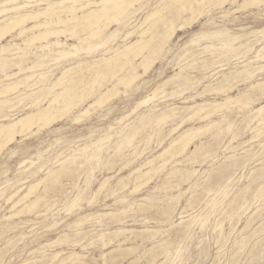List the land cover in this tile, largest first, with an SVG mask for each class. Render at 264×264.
I'll return each instance as SVG.
<instances>
[{"label":"rangeland","instance_id":"374dc122","mask_svg":"<svg viewBox=\"0 0 264 264\" xmlns=\"http://www.w3.org/2000/svg\"><path fill=\"white\" fill-rule=\"evenodd\" d=\"M60 1L0 0V25ZM171 1L114 3L96 26L25 43L41 28L20 34L23 28L57 17L40 15L0 41V89L19 83L18 91L11 88L0 97V124L48 106L50 97L65 88H75L79 96L72 109L53 110L49 125H34L0 150V264H264V124L254 130L253 113L264 105V0H205L199 7L182 0L171 6L174 11L166 8L149 18ZM87 12H77L78 22ZM115 13L120 16L113 22L105 16ZM160 18L182 28L159 50L168 32ZM78 22L53 29H71ZM91 28L101 31L90 36ZM145 29L151 33L142 37ZM138 40L151 44L139 57L124 60L117 51ZM55 41L65 54L73 53V46L78 52L64 58L52 45L38 48ZM223 45L234 51L224 53ZM152 47L157 51L148 57L149 71L123 90L118 87L123 76L138 71ZM112 56L115 60L106 65L103 59ZM248 68L252 74L244 72ZM233 72L239 74L227 82L225 75ZM228 87L230 92H219ZM102 95L114 96L101 106ZM240 95L241 101L227 103L208 118L198 113L199 104L213 106ZM194 131L185 150V140L170 147L181 134ZM31 185L32 192L15 205ZM31 201L34 207L21 211Z\"/></svg>","mask_w":264,"mask_h":264},{"label":"bare ground","instance_id":"6f19581e","mask_svg":"<svg viewBox=\"0 0 264 264\" xmlns=\"http://www.w3.org/2000/svg\"><path fill=\"white\" fill-rule=\"evenodd\" d=\"M123 1H127V0H101L100 2H97V1H94V0H62V1H60V2H57V3H55V6L54 7H52V8H49L48 10H45L44 12H42V13H31V12H25V13H21V14H18V16H16V17H13L12 19H10V20H8V21H5V23L4 24H1L0 25V41H2L6 36H7V34L9 33V35H10V30H12L13 28H15L16 26L17 27H19V25H21V24H24L25 22H27V21H29V20H36V18L38 17V16H40V15H47V16H52V17H54V16H57L56 17V19H52L51 21H48V22H45L44 24H33L32 26H30V27H25V28H23L21 31H20V34H24V33H26V32H28V31H33L34 29H39V28H41V30H37L38 32L37 33H34V32H31L32 33V36H30V37H28L27 38V40H25L24 42L25 43H28V44H35L36 42L38 43V42H40V41H44V40H46V39H48L50 36H54V35H58V34H60V33H62V32H64L65 30H72V33H76L77 32V29L76 28H78V27H80L81 29H85L86 27H90V26H96L98 23V21L100 20V18H102L101 17V15L103 14V13H105L109 8H111V5L112 4H116V3H119L118 5H120V7L122 6L121 5V3L123 2ZM137 1V0H136ZM185 2H186V0H184ZM205 0H200V1H198V0H194V2H195V4H196V6H200V5H202V3L204 2ZM209 1H211V0H209ZM208 1V2H209ZM223 1V0H222ZM226 1H228V0H225V2ZM234 1H236V0H234ZM254 1H257V0H254ZM263 1V0H262ZM180 2H182V0H172L171 2H170V4L169 3H163V6H161V8H159V9H157V10H155L156 12H154V13H151L152 15H150L149 16V18L151 17H154L155 18V15L156 16H158V14L160 13V12H162L163 10H165L166 8H172L171 6H176L175 4L177 3V5H178V3H180ZM188 3V2H187ZM211 3V2H210ZM210 3H209V5H210ZM233 3V2H232ZM238 3V2H237ZM243 3V2H242ZM245 3V2H244ZM255 3V2H254ZM70 4V5H69ZM72 4V5H71ZM74 4V5H73ZM75 4H78L77 6L75 5ZM180 4H182V3H180ZM185 4V3H184ZM184 4H183V6H184ZM213 4V3H212ZM223 3L221 2V4H220V6L222 5ZM249 4V3H248ZM259 4V3H258ZM262 4V3H261ZM188 5V4H187ZM233 5V4H232ZM240 5H241V3H240ZM243 5V4H242ZM94 6V9H90L91 7H93ZM207 6V5H206ZM244 6V5H243ZM96 7H98V9H95ZM192 7H193V4H192ZM209 7V6H208ZM242 7V6H241ZM249 7V6H248ZM23 8H25V7H19L18 9H23ZM177 8H179V7H177ZM205 8V7H204ZM12 9H14V8H12ZM11 9V10H12ZM174 8H172L171 10H173ZM176 9V8H175ZM174 9V10H175ZM187 9V8H186ZM190 9H191V7H190ZM214 9V8H213ZM212 9V10H213ZM243 9H245V8H243ZM83 10H88V12L85 14V15H83V16H81L82 18H83V23H80V21L78 22V20L79 19H81V18H79L78 16H76V14H77V12H79V11H83ZM111 10H113V9H111ZM118 10V9H117ZM121 9H119V11H120ZM162 10V11H161ZM173 10V11H174ZM179 10V9H178ZM189 10V9H188ZM209 9H207V11H208ZM240 10H241V8H240ZM2 11H5V10H2ZM110 11V10H109ZM108 11V12H109ZM122 11V10H121ZM165 11H167V10H165ZM164 11V12H165ZM186 11V10H185ZM205 11V10H204ZM239 11V10H238ZM181 12V11H180ZM201 12V11H200ZM199 12V13H200ZM235 12V11H234ZM63 13H65V14H69L70 16L67 18V19H63V18H61L60 16V14H63ZM163 13V12H162ZM162 13H160V14H162ZM168 13V12H167ZM173 13V12H172ZM202 13V12H201ZM200 13V15H202ZM212 13V12H211ZM231 13V12H230ZM106 14V13H105ZM189 14V13H188ZM198 14V13H197ZM114 15V14H113ZM168 15H169V13H168ZM167 15V16H168ZM105 16H107L106 18L108 19V20H115L118 16H120L119 15V13L118 14H116L115 13V15L114 16H108V15H105ZM104 17V16H103ZM159 17V16H158ZM161 17V16H160ZM170 17V16H169ZM168 17V18H169ZM199 17V16H198ZM201 17V16H200ZM149 18L147 19V22H148V20H149ZM172 18V17H171ZM196 19V18H195ZM172 20V19H171ZM198 20V19H197ZM31 21V22H32ZM78 22V26H76V25H72L73 27H71V29L70 28H66V27H64V29H53V27H55V26H58V25H61V24H63L62 26H64V25H66V24H68V23H70V24H74V22ZM81 21V22H82ZM158 21H162L161 23H163V29H166L168 32L166 33V35H165V33H163L164 34V36H166V39L163 41H161V42H159V47L157 48V49H162L163 48V45L166 43V41L167 40H170L172 37H173V35H174V33H175V31L176 30H178V29H180V28H182V26L180 25L179 26V28H177V27H175L174 26V23L172 22V21H170L169 20V22L167 21V22H165V18H160ZM189 21H191V20H189ZM34 22V21H33ZM113 22V21H112ZM192 22H193V20H192ZM157 23V22H156ZM190 23V22H189ZM188 23V24H189ZM27 24H29V23H27ZM158 24V26H159V22L157 23ZM187 24V25H188ZM144 25H145V22H144ZM143 25V26H144ZM156 25V24H155ZM154 25V26H155ZM191 25V24H190ZM21 26H23V25H21ZM152 26V25H151ZM153 26V27H154ZM184 26H186L185 24H184ZM108 27V26H107ZM152 27V28H153ZM20 28V27H19ZM58 28V27H57ZM63 28V27H62ZM94 28H96V27H94ZM105 28V27H104ZM141 28V27H140ZM151 28V27H150ZM151 28V29H152ZM146 30V29H145ZM153 30V29H152ZM13 31V30H12ZM90 31V36H95L96 34H99V32L101 31V30H95V29H92L91 28V30H89ZM148 31L150 32V30L148 29V30H146V31H142V33L140 34L141 36L142 35H146V33H148ZM158 31V30H157ZM66 32V31H65ZM156 32V31H155ZM29 33V32H28ZM151 33V32H150ZM162 33V32H161ZM19 34V35H20ZM102 35V34H101ZM23 36V35H22ZM90 36H88V37H90ZM148 36V35H147ZM155 36H156V34H155ZM154 35H151V39L153 38V37H155ZM142 37H145V36H142ZM161 37V36H160ZM165 38V37H164ZM163 38V39H164ZM148 39H150V38H148ZM159 39V38H158ZM155 40H157V39H155ZM83 40H80V42H82ZM84 41H85V38H84ZM149 43H150V40H145V41H143V40H138V41H135V42H133V43H129V44H127L125 47H123L121 50H118L117 52H121L122 54H123V56H124V60H129L128 59V55L130 56H132L133 58H136V57H139V55L142 53L143 54V50H145L147 47H148V45H149ZM151 44V43H150ZM248 44H249V42H248ZM24 45V44H23ZM50 45H52V46H54V49H53V51L55 50V49H59V51H56L57 52V54H59L60 55V57H63L64 56V58L66 57L65 55H68V54H70L71 56H73V55H75L77 52H78V49H76L74 46H73V48L72 49H74V52L73 53H67V54H65V52L63 51V50H60L62 47H63V44L62 43H60L59 41H55L54 43H50V44H46V45H40L38 48L39 49H42V50H46L48 47H50ZM247 45V44H246ZM245 45V46H246ZM150 46V45H149ZM227 50H228V52H224V53H229V50H232V48H231V46L230 45H223ZM95 47H97V45L96 46H94L93 48H95ZM98 48V47H97ZM97 48H95V49H97ZM153 48V47H152ZM150 49L149 48V54L146 56H144L143 57V59L141 60V62H140V64H139V69H138V71H136L135 73H132V74H129L128 75V73H127V75L126 76H123L121 79H120V81H119V83L117 84V86L118 87H125V86H129V84L130 83H132L133 81H135V80H137V78H139L140 77V79H141V77H143L142 75H144L146 72H147V70L151 67V63L152 62H150L149 60H148V57L151 55V54H154V51H157V49ZM211 48V47H210ZM225 48H224V50H225ZM264 48V47H263ZM164 49V48H163ZM212 50L214 49V48H211ZM218 49H221V48H218ZM42 50H40V51H42ZM50 50V49H49ZM215 50V49H214ZM260 50H261V48H260ZM3 51V50H2ZM93 51H94V49H93ZM232 51H234V50H232ZM247 51H249V50H247ZM249 53V52H248ZM53 54H55V53H53ZM220 54V53H219ZM230 54L232 55V52H230ZM227 55V54H226ZM230 55V56H231ZM27 55H25V57H26ZM71 56H69V57H71ZM114 56V55H113ZM108 57V58H104L103 59V61L105 62V64L107 65L108 63H111V61L112 60H115L114 59V57ZM115 56H116V54H115ZM120 56V55H119ZM119 56L117 57L118 58V60H119ZM122 56V57H123ZM223 56V55H222ZM59 57V56H58ZM153 57V56H152ZM255 57V56H254ZM67 58V57H66ZM132 58V59H133ZM155 58H156V56H155ZM251 58V57H250ZM256 58L257 59H262L263 57L261 56V54L260 53H258V54H256ZM7 59V58H6ZM62 59V58H61ZM102 59V58H101ZM151 59V58H150ZM228 59V58H227ZM2 59L0 58V61H1ZM12 60V59H11ZM117 60V61H118ZM121 60V59H120ZM114 62V61H113ZM249 63H251V61L249 62ZM103 64V63H102ZM114 64V63H113ZM83 65V64H82ZM122 65V64H121ZM22 66V65H21ZM35 66V65H34ZM40 66V65H39ZM38 66V67H39ZM43 66V65H42ZM101 66V65H100ZM111 66V65H110ZM114 66V65H113ZM124 66V65H123ZM122 66V67H123ZM17 67V66H16ZM37 67V66H36ZM96 67V66H95ZM99 67V65H97V68ZM261 67V66H260ZM32 68V67H31ZM41 68V67H40ZM91 68H93V67H90L89 69H87V70H90ZM120 68V67H119ZM123 68H125V67H123ZM129 68V67H128ZM254 68V67H253ZM264 68V67H263ZM262 68V69H263ZM94 69V68H93ZM105 69V68H104ZM108 69V68H107ZM255 69V68H254ZM257 69V68H256ZM17 70H18V68H17ZM26 70V69H25ZM29 70V69H28ZM31 70V69H30ZM68 70H70V69H68ZM87 70H85V71H87ZM137 70V69H136ZM253 70V69H252ZM259 70H261V69H259ZM22 71V70H21ZM20 71V72H21ZM65 71V70H64ZM113 71V70H112ZM130 71V70H129ZM132 71V70H131ZM149 71V70H148ZM242 71V70H241ZM23 72H25V71H23ZM30 72H32V71H30ZM33 72H34V70H33ZM75 72V71H74ZM97 72V71H96ZM122 72V71H121ZM244 72H247L248 74H252V72L250 71V68H248V70H246V71H244ZM18 73V72H17ZM25 73H27V72H25ZM100 73V72H99ZM103 73V72H102ZM18 74H21V73H18ZM81 74V73H80ZM87 74V73H86ZM113 74V73H112ZM119 74V73H118ZM228 74V73H227ZM239 73H237V72H233V73H230V74H228V75H225V78H227V82L228 81H230V77L231 76H233V75H238ZM246 74V73H245ZM22 75V74H21ZM67 75V74H66ZM66 75L63 77V78H65L66 77ZM94 75V74H93ZM96 75V74H95ZM6 76V75H5ZM8 76H10V75H7L6 76V78L8 77ZM11 76H12V74H11ZM34 76V75H33ZM37 76V75H36ZM68 76V75H67ZM79 76V75H78ZM100 76V75H99ZM98 76V77H99ZM12 77H14V76H12ZM39 78L41 77V76H38ZM111 77V76H110ZM114 77V76H113ZM5 78V79H6ZM10 78V77H9ZM9 78H7V79H9ZM31 78H33L34 79V77H31ZM81 78V77H80ZM85 78V77H84ZM88 78V77H87ZM93 78V77H92ZM95 78H97V77H95ZM100 78H101V76H100ZM104 78V77H103ZM112 78V77H111ZM110 78V79H111ZM127 78V82L125 81V79ZM182 78V77H181ZM180 78V79H181ZM223 79H224V77H222ZM23 79V78H22ZM29 79H30V77H29ZM28 79V80H29ZM43 79V78H42ZM62 79V78H61ZM88 79H90V77L88 78ZM102 79V78H101ZM101 79H99V82H100V80ZM105 79V78H104ZM175 79H177V78H175ZM185 79V78H184ZM183 78L181 79L182 81L184 80ZM21 80V79H20ZM39 80V79H38ZM40 80H41V78H40ZM72 80V79H71ZM70 80V81H71ZM81 80H82V78H81ZM98 80V79H97ZM96 80V81H97ZM168 80V79H167ZM174 80V79H173ZM172 80V81H173ZM179 80V79H178ZM18 81V80H17ZM22 81H24V80H21L20 82H22ZM26 81H27V79H26ZM32 81V80H31ZM60 81V80H59ZM80 81V80H79ZM83 81H84V79H83ZM96 81L95 82H93V83H96ZM224 81V80H223ZM38 82V81H37ZM74 82V81H73ZM103 81H101V83H102ZM168 82H171L170 80L168 81ZM176 83H177V80L175 81ZM180 82V81H179ZM178 82V83H179ZM186 82V81H185ZM24 83V82H23ZM28 83V82H27ZM26 83V84H27ZM57 83H59V82H57ZM71 83V82H70ZM69 83V84H70ZM134 83V82H133ZM132 83V84H133ZM181 83H183V82H181ZM222 83H224V82H222ZM19 83L17 82V83H13L12 84V86H6V87H3V88H1L0 89V97L2 98V96L1 95H3L4 93H7V92H9L8 90L9 89H11V88H14V89H16L18 86ZM34 84V83H33ZM73 84V83H72ZM79 84V83H78ZM77 84V85H78ZM88 84V83H87ZM175 84V83H174ZM31 85V84H30ZM64 85V84H63ZM67 85V84H66ZM80 85V84H79ZM105 85H106V83H105ZM116 85V84H115ZM173 85V84H172ZM176 85H178V84H176ZM180 85V84H179ZM221 85V84H220ZM257 85V84H256ZM71 86V85H70ZM76 86V85H75ZM87 86V85H86ZM98 86H101V85H98ZM182 86V85H181ZM219 86V85H218ZM222 86V85H221ZM230 86V85H229ZM29 87V86H28ZM54 87V86H53ZM55 87H57V85H55ZM60 87V86H59ZM62 87H64V86H62ZM62 87H60V88H62ZM66 87V86H65ZM85 87V86H84ZM224 87V86H223ZM20 88V87H19ZM22 88V87H21ZM24 88V87H23ZM86 88V87H85ZM87 88H89V87H87ZM99 88V87H98ZM114 88V90H115V86H113L112 87V89ZM211 88V87H210ZM220 88V87H219ZM27 89V88H26ZM25 89V90H26ZM33 89V88H32ZM36 89V88H35ZM50 89V88H49ZM48 89V91H50ZM53 89V88H52ZM59 89V88H58ZM90 89V88H89ZM124 88H122V90H123ZM169 89V88H168ZM204 89V88H203ZM13 90V89H12ZM17 91H18V89H16ZM39 90V89H38ZM82 90V89H81ZM91 90V89H90ZM89 90V91H90ZM221 91H219V92H222V93H224L225 94V92H230L231 91V87H228L227 89H220ZM88 91V90H87ZM92 91V90H91ZM111 89L110 90H108V92L106 93V94H111ZM204 91H206V90H204ZM115 91H113V93H114ZM118 93H120L119 91H117ZM88 93H91V92H88ZM200 93V92H199ZM47 94V93H46ZM201 94V93H200ZM204 94V93H203ZM7 95V94H6ZM29 95V94H28ZM86 95H87V93H86ZM114 95H116L115 93H114ZM114 95H102V97L104 96V98H100L98 101H97V104H99V105H101V106H103V103H106L105 101H107V100H110L111 99V96L113 97ZM5 96V95H4ZM47 96V95H46ZM50 96V95H49ZM87 96H89V95H87ZM117 96H118V94H117ZM197 96V95H196ZM29 97V96H28ZM79 96H78V94H77V91H76V89L74 88V89H71V88H65L64 90H62L60 93H55V94H53L50 98H51V101L48 103V106H46V107H44V108H40L38 111H36V112H30V113H27L25 116H23V117H21V118H19L16 122H9V123H7V124H0V150L4 147V146H6L7 144H9L10 142L12 143V141L14 140V138L16 137V136H18V135H20V134H23V133H25L26 131H31V129L33 128V126L34 125H36V127L37 126H42V125H49L50 124V122H52V117H54L53 116V110H56V109H60L61 107V110L62 109H69V108H71L72 106H70L71 104H72V102H74L73 100H74V98L76 99V98H78ZM116 97V96H115ZM155 97V96H154ZM27 98V97H26ZM40 99H42V98H40ZM84 99H87V97L86 98H84ZM153 99V98H152ZM243 99L242 98V96L240 95V96H238V97H236V98H230V97H228L227 96V99L225 100V102L224 103H219V104H216V105H213V106H207V105H203V104H199L197 107H198V113H200V112H203L204 114V116H202V118L203 119H205V118H208L209 116H211L216 110H218V109H220L221 107H224L227 103H238L239 101H241V100ZM23 100V99H22ZM80 100H82V99H80ZM93 100V99H92ZM148 100V99H147ZM150 100V99H149ZM20 101V100H19ZM33 101V100H32ZM32 101H30V102H32ZM40 100L38 99V101H35L36 103L37 102H39ZM46 101V100H45ZM78 101V100H77ZM76 101V102H77ZM4 101H0V104H2ZM34 102V103H35ZM141 102V101H140ZM144 102H146V100H144ZM7 103H9V102H7ZM80 103H81V101H80ZM246 104H247V102H245ZM78 104V103H77ZM94 104V103H93ZM35 105V104H34ZM47 105V104H46ZM56 105V106H55ZM73 105H76V104H73ZM146 105V104H145ZM2 106H4V105H2ZM142 106V105H141ZM92 107V106H91ZM98 107V106H97ZM14 108V107H13ZM12 108V109H13ZM98 108H100V107H98ZM136 108V107H135ZM28 109V108H27ZM72 109V108H71ZM137 109V108H136ZM29 110V109H28ZM89 110V109H88ZM88 110H85L84 112H82V114H85V113H87L88 112ZM91 110V109H90ZM167 110V109H166ZM7 111V110H6ZM60 111V110H59ZM68 111V110H67ZM188 111V110H187ZM63 112V111H62ZM256 116L254 117V122L256 123V128H254V130L256 129V130H259L260 128H261V126L264 124V105H262V106H260V107H258V108H256L255 109V111L253 112ZM252 113V114H253ZM91 114V113H90ZM57 115V114H56ZM59 115V114H58ZM66 115V114H65ZM87 115V114H86ZM128 115V114H127ZM197 115V114H196ZM59 116H61V115H59ZM63 116V115H62ZM85 116V115H84ZM168 117V116H167ZM60 118V117H59ZM125 118V117H124ZM52 119V120H51ZM166 119V118H165ZM60 120H61V118H60ZM157 120V119H156ZM189 120V119H188ZM6 121V120H5ZM54 121V120H53ZM1 122H2V120H1ZM139 125V124H138ZM142 126V125H141ZM155 127V126H154ZM180 127V126H179ZM179 127H177V128H179ZM211 127V126H210ZM35 128V127H34ZM41 128V127H40ZM135 129V128H134ZM133 129V130H134ZM190 131V130H189ZM134 132V131H133ZM198 132L199 131H197V134H198ZM195 131H194V133L193 132H184L183 134H181L180 135V137L177 139V140H173V142H172V144L170 145V147H172V146H174L175 144L176 145H178L177 143H179V142H182L183 140H185V142H184V144L181 146V150H185V148L186 147H188L187 145H189L190 143V141L194 138V136H195ZM25 134H27V133H25ZM33 135V134H32ZM130 135V134H129ZM129 137V136H128ZM105 140V139H104ZM123 140V139H122ZM194 140V139H193ZM99 142V141H98ZM192 142V141H191ZM96 143V142H95ZM189 143V144H188ZM215 143V142H214ZM97 144V143H96ZM182 144V143H181ZM175 145V146H176ZM215 146V145H214ZM120 147V146H119ZM176 148H178L177 146H176ZM167 149V148H166ZM170 149V148H169ZM80 150V149H79ZM184 152V151H183ZM203 152V151H202ZM180 153V152H179ZM201 153V152H200ZM131 154V153H130ZM92 155V154H91ZM94 156V155H93ZM92 156V157H93ZM230 157V156H229ZM78 158V157H77ZM84 159H85V157H83ZM91 158V157H90ZM80 159V158H79ZM83 159V160H84ZM155 159V158H154ZM153 159V160H154ZM86 160V159H85ZM92 160V159H91ZM87 161V160H86ZM73 162V161H72ZM71 162V163H72ZM76 162H77V160H76ZM75 162V163H76ZM85 162V161H84ZM91 162V161H90ZM148 162V161H147ZM153 161H150L149 162V166H150V164L152 163ZM24 163V162H23ZM26 163V162H25ZM86 163V162H85ZM74 164V163H73ZM19 165V164H18ZM22 165V164H21ZM72 165V164H71ZM153 165V164H152ZM77 166H79V165H77ZM76 166V167H77ZM95 167V166H94ZM69 168V167H68ZM91 168V167H90ZM143 168V167H142ZM158 168V167H157ZM141 170V169H140ZM139 169H136L135 171L137 172H139L140 171ZM40 171V170H39ZM61 171V170H60ZM63 171V170H62ZM59 172V171H58ZM66 172V171H65ZM65 172H62V173H64L62 176H64L65 175ZM52 174H48V175H53V174H55V173H53V172H51ZM60 173V172H59ZM67 173V172H66ZM146 173V172H145ZM70 173H69V171H68V175H69ZM47 175V176H48ZM61 175V174H60ZM145 175V174H144ZM46 176V177H47ZM139 177H141V175H139V176H137V178H139ZM49 178V177H48ZM135 178V177H134ZM150 180V179H149ZM150 182V181H149ZM146 183V181L144 182V184ZM148 183V182H147ZM38 184V183H37ZM143 185V184H142ZM32 186V185H31ZM139 186V185H138ZM138 186H136V187H138ZM145 186V185H144ZM34 187L32 186L30 189L28 188V190H29V192H27V194L25 195L24 194V196L22 197V198H20V200H18L16 203H14L15 205L16 204H20V202L21 201H23L24 199H26L27 197H28V195L30 194V192H32V189H33ZM140 188H141V186H140ZM139 188V189H140ZM60 189V188H59ZM138 189V190H139ZM137 190V189H136ZM20 191V190H19ZM195 195V194H194ZM10 197H11V195H10ZM26 197V198H25ZM9 199V198H8ZM147 199V198H146ZM201 199V198H200ZM10 200V199H9ZM7 202H8V200H7ZM14 205V206H15ZM34 205H35V201H31L29 204L27 203V205L25 206V207H22L21 208V211H24V210H27V211H30L33 207H34ZM140 205V204H139ZM138 206V205H137ZM143 205H141V207H142ZM13 208V207H12ZM140 208V207H139ZM144 208V207H143ZM20 212V211H19ZM22 213V212H21ZM39 215V214H38ZM45 215V214H44ZM106 215H107V213H106ZM111 216V214L109 215V217ZM114 216V215H113ZM112 217V216H111ZM9 218V217H8ZM115 219V218H114ZM1 220H3V219H1ZM187 222V221H186ZM191 225V224H190ZM81 226V225H80ZM186 226V225H185ZM74 227V226H73ZM188 227V226H187ZM187 227H186V229H187ZM190 227V226H189ZM188 227V228H189ZM17 229H18V227H17ZM185 229V230H186ZM9 231V230H8ZM133 231V230H132ZM122 232H125V231H122ZM140 232V231H139ZM183 232V231H182ZM187 232V231H186ZM117 233V232H116ZM119 233H121V232H119ZM134 233H136V232H134ZM184 234H186L185 232H183ZM187 235V234H186ZM157 237V236H156ZM101 238V237H100ZM108 238V237H107ZM155 238V237H154ZM184 238V235H182V239ZM24 239V238H23ZM57 240V239H56ZM105 240V239H104ZM180 240V239H179ZM95 241H96V239H95ZM108 241V240H107ZM61 242V241H60ZM94 242V241H93ZM166 242V241H165ZM98 243V242H97ZM133 243V242H132ZM167 243H168V241H167ZM167 243H165V245L167 246L168 244ZM172 243V242H171ZM78 244V243H77ZM87 245V244H86ZM162 244H160V246H161ZM164 245V244H163ZM91 246V245H90ZM97 246V245H96ZM166 246H164V247H162L161 246V248H162V250L166 253L167 252V248H166ZM44 247V246H43ZM104 247V246H103ZM153 248H157V247H153ZM174 248V247H173ZM103 249V248H102ZM151 249V248H150ZM160 249V248H159ZM176 249H178V248H176ZM161 250V249H160ZM175 250V249H174ZM84 251V250H83ZM115 251V250H114ZM170 251H172V250H170ZM181 251V250H180ZM117 252V251H116ZM163 252V253H164ZM169 252V251H168ZM29 254V253H28ZM110 254H112V251H111V253ZM168 254V253H167ZM166 254V255H167ZM170 254V253H169ZM176 254V253H175ZM96 255H98V254H96ZM179 255V254H178ZM105 256V255H104ZM114 256V255H113ZM172 256H173V259H174V254L172 253ZM171 256V257H172ZM86 257V256H85ZM102 257V256H101ZM166 257V256H165ZM164 257V258H165ZM63 258V257H62ZM77 259L79 258V257H76ZM104 258V257H103ZM108 258V257H107ZM167 258V257H166ZM81 259V258H80ZM97 259V258H96ZM111 259V258H110ZM168 259V258H167ZM178 259V258H177ZM165 260V259H164ZM82 261H83V259H82ZM93 261V260H92ZM96 261V260H95ZM166 262V261H165ZM165 262H164V264H165ZM167 262H169V260L167 261ZM98 264V263H97ZM168 264V263H167Z\"/></svg>","mask_w":264,"mask_h":264}]
</instances>
